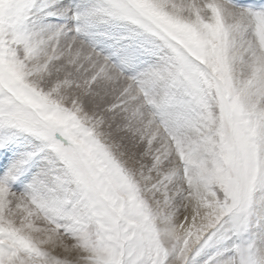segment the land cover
I'll list each match as a JSON object with an SVG mask.
<instances>
[{"label":"snow or ice","instance_id":"snow-or-ice-1","mask_svg":"<svg viewBox=\"0 0 264 264\" xmlns=\"http://www.w3.org/2000/svg\"><path fill=\"white\" fill-rule=\"evenodd\" d=\"M0 264H264V0H0Z\"/></svg>","mask_w":264,"mask_h":264}]
</instances>
